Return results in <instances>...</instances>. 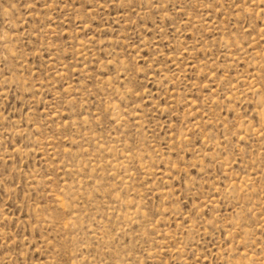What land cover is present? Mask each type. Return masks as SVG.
<instances>
[{"label": "rangeland", "instance_id": "1", "mask_svg": "<svg viewBox=\"0 0 264 264\" xmlns=\"http://www.w3.org/2000/svg\"><path fill=\"white\" fill-rule=\"evenodd\" d=\"M0 264H264V0H0Z\"/></svg>", "mask_w": 264, "mask_h": 264}]
</instances>
